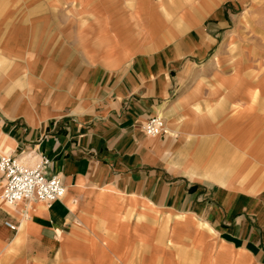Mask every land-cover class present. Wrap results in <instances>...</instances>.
I'll return each instance as SVG.
<instances>
[{
    "label": "crops",
    "instance_id": "1",
    "mask_svg": "<svg viewBox=\"0 0 264 264\" xmlns=\"http://www.w3.org/2000/svg\"><path fill=\"white\" fill-rule=\"evenodd\" d=\"M160 7L0 0V156L43 152L66 187L10 205L0 172V264H264L257 84L198 61L225 25L167 43Z\"/></svg>",
    "mask_w": 264,
    "mask_h": 264
},
{
    "label": "rangeland",
    "instance_id": "2",
    "mask_svg": "<svg viewBox=\"0 0 264 264\" xmlns=\"http://www.w3.org/2000/svg\"><path fill=\"white\" fill-rule=\"evenodd\" d=\"M165 3L166 14L161 7L155 14L166 31L163 37L167 43L197 37L195 32L191 33L192 29L200 32L211 25H225L216 46L198 61H212L214 55L217 56L214 61H246L242 72L246 79L257 84V104L264 112V0H193L190 4L189 0L183 4L164 0ZM215 10L220 16H212ZM228 41L221 52V46Z\"/></svg>",
    "mask_w": 264,
    "mask_h": 264
},
{
    "label": "built area",
    "instance_id": "3",
    "mask_svg": "<svg viewBox=\"0 0 264 264\" xmlns=\"http://www.w3.org/2000/svg\"><path fill=\"white\" fill-rule=\"evenodd\" d=\"M165 119L161 115L149 117L144 131L149 136L167 134ZM52 160L43 152L28 149L20 155L0 156V172L5 179L2 199L10 205L32 200L52 204L66 194V187L57 174H50ZM12 230L18 228L10 221L5 222Z\"/></svg>",
    "mask_w": 264,
    "mask_h": 264
},
{
    "label": "bare ground",
    "instance_id": "4",
    "mask_svg": "<svg viewBox=\"0 0 264 264\" xmlns=\"http://www.w3.org/2000/svg\"><path fill=\"white\" fill-rule=\"evenodd\" d=\"M167 130V129H166ZM19 203H21V202H19Z\"/></svg>",
    "mask_w": 264,
    "mask_h": 264
}]
</instances>
